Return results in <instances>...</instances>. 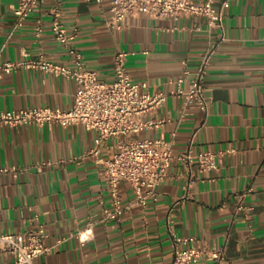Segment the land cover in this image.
Listing matches in <instances>:
<instances>
[{"label":"crops","instance_id":"0c3cea01","mask_svg":"<svg viewBox=\"0 0 264 264\" xmlns=\"http://www.w3.org/2000/svg\"><path fill=\"white\" fill-rule=\"evenodd\" d=\"M224 0H213L220 7ZM17 0H0V62L44 55L73 68L51 33V10L59 6L68 31L77 29L74 47L84 66L103 81L114 77L117 51L128 53L131 78L143 81L150 93H168L158 110L169 121L158 131L173 141V153L189 146L195 153L234 147L218 171L188 172L178 161L157 187V199L144 211L132 207L118 221L99 222L110 195L101 165L86 152L98 133L57 124L8 127L0 125V168L24 167L16 175H0V233H22L44 223L46 245L63 241L35 264H170L172 233L193 236L195 245L222 251L220 264H264V0H229L223 7L224 39L212 55L205 82L213 97L209 114L183 109L170 94L185 76L186 90L200 57L220 31H209L201 17H182L177 23L138 14L121 30L111 29L110 0L102 5L84 0H42L37 9L12 31ZM42 32L35 35L37 21ZM189 71L184 75V71ZM77 84L40 71L19 70L0 81V107L72 106ZM116 138L102 147V158L115 152ZM64 160L38 171L42 161ZM123 204L136 199L127 182L119 186ZM239 205L250 208L241 210ZM95 222L90 225L91 222ZM13 260L0 257V264ZM193 264H210L206 259Z\"/></svg>","mask_w":264,"mask_h":264},{"label":"built area","instance_id":"2783aa9c","mask_svg":"<svg viewBox=\"0 0 264 264\" xmlns=\"http://www.w3.org/2000/svg\"><path fill=\"white\" fill-rule=\"evenodd\" d=\"M41 1L17 0L13 9L15 23L12 31L23 25ZM84 1L102 5L105 0ZM228 1L224 0L218 7L213 0H110L111 18L106 24L111 29L121 30L126 19L138 14L167 19L173 23H177L182 17L195 16L205 20L209 31L219 30L220 40L209 43L200 57L188 88H181L185 81L183 76L175 81L177 87L170 93L181 99L183 109L196 108L207 117L213 97L205 79L212 55L224 39L223 7L228 5ZM50 29L55 41L65 49L73 68L50 61L44 55L30 57L25 53L21 59L0 62V81L4 74L23 69L71 79L78 87L72 106L68 109L28 107L15 110L0 107V125L43 127L46 124H57L64 128L77 125L85 130L96 131L98 137L95 145L85 155L94 157L101 165V173L110 195V203L103 206L99 222L105 224L112 220L118 221L124 211L135 206L144 211L149 200L157 199V187L167 177L172 162L183 164L188 172H192L193 167L198 172L218 171L223 159L236 153L234 147L195 153L189 146L184 152L174 154L173 141L165 139L162 133L140 138L139 134L142 132L158 131L169 121L157 114L166 103L168 93H150L146 82L133 80L126 67L128 53L124 51H117L114 55L113 79L100 80L96 71L84 66L81 53L73 45L77 29L67 30L62 22V10L59 6H54L51 10ZM42 30V23L38 20L35 35L39 36ZM188 74L189 71L185 70L184 75ZM109 138L117 139L115 152L110 157L102 158L103 144ZM63 163L62 159L46 160L35 165V168L41 171L45 167ZM24 170V167L18 165L1 167L0 175H16ZM122 182H127L136 195L135 201L127 205L123 204L119 193ZM239 209L250 210L242 205H239ZM94 223L93 221L90 225ZM47 238L44 223H37L22 233H0V257H13V260L4 264H35L38 257L52 253L63 241V238H58L53 245L48 246ZM172 241L173 257L170 264H193L202 259L210 264H220L224 260L222 251L196 246L193 236H180L173 232Z\"/></svg>","mask_w":264,"mask_h":264}]
</instances>
